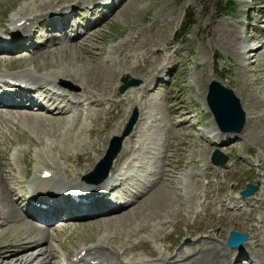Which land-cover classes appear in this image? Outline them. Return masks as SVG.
Wrapping results in <instances>:
<instances>
[{"label":"rangeland","instance_id":"obj_1","mask_svg":"<svg viewBox=\"0 0 264 264\" xmlns=\"http://www.w3.org/2000/svg\"><path fill=\"white\" fill-rule=\"evenodd\" d=\"M68 1L0 0V32L5 25L18 27L9 24L18 12L42 24L43 11L72 13L69 30H74L53 33L35 24L41 27L36 29L41 30L35 32L36 42L50 38L48 44L24 46L27 52L32 47L39 50L26 58L0 55V71H26L35 80L44 76L46 82L38 83L41 88L55 74L76 75L73 82L80 86H72L82 90L84 98L89 95L86 105L94 109H72L62 116L47 110L38 113L50 120L2 116L11 111L0 110V164L10 172L7 182L22 209L18 215L26 216L24 190L40 168L66 174L69 183L74 178L82 181L136 108L139 120L126 137L127 157L122 156L113 173L121 187L111 197H124L125 202L104 199L110 206L135 201L107 216L54 223L48 227L49 240L17 257L27 264H67L75 249L101 240L131 264L145 258L208 264L211 250L223 255L219 264H227L230 254L239 252L225 246L234 230L250 236L238 264H264V0H233L232 13L225 12L231 0H117L109 6L98 4L101 0H76L81 2L74 5ZM50 3L51 8L41 11ZM84 6L92 16H84ZM190 12L195 22L183 32ZM77 26L85 28L84 34ZM85 33L78 39L72 35ZM123 76L141 82L121 94L117 89ZM212 79L240 99L247 119L241 132L222 133L211 124L205 96ZM215 150L229 157L226 165L210 163ZM86 157L92 162L84 169ZM126 163L129 167L123 166ZM65 176L59 180L65 182ZM257 182L260 187L252 200L240 197L247 183ZM4 212L0 204L1 218ZM1 221L0 248L17 243L16 238L27 232L15 218ZM249 247L256 249V258ZM9 253L8 263L19 264L13 248Z\"/></svg>","mask_w":264,"mask_h":264},{"label":"bare ground","instance_id":"obj_2","mask_svg":"<svg viewBox=\"0 0 264 264\" xmlns=\"http://www.w3.org/2000/svg\"><path fill=\"white\" fill-rule=\"evenodd\" d=\"M59 2L60 1H58L57 3H59ZM68 2H73V3H71V5H74V4L80 3L81 1L78 2L76 0H72V1L70 0ZM107 2H108V0L102 2V5L103 6H109V5L113 4V2H111V4H106ZM51 7H52V5L50 3V6L47 5V7L45 9L41 8V11L49 9ZM37 10H39V9H37ZM63 10H65V9H63ZM89 13L91 14L89 16H92V10ZM26 14L27 13L22 14L21 12H18L15 15L13 14L14 16L13 17L11 16V18L9 19V22H10L9 24H11L13 26H18V27L17 28H11L10 26H8L5 29V32H4L5 35H7L6 32H8V34L10 32H12V33L10 34L11 35L10 38L8 40L6 39L5 42L3 40H0V55H6V53H11V54L16 53L17 55H21L22 58L28 57L27 56L28 54L38 55L39 53H37V52L39 50L36 48H33V47L31 48L32 52H27L26 50H22V48L24 46L30 47L31 44H34V42H31V41L35 37L36 29H40L41 27L50 28V26H51L50 29H51V31H53V33L63 32L66 34V32H67L66 29L69 30V28L72 26V24H71L72 23V20H71L72 13H66L65 15H59L57 13L53 14L51 11H48V12L43 11L42 14L39 15V17L44 19V20H41V21H43L42 24H38V22H35L36 21L35 18L30 20V18L27 17L28 15H26ZM46 20H49V21H46ZM35 24H38L41 27H35ZM28 25H30V26H28ZM20 30L21 31L24 30L22 36H18V34H17ZM69 31L73 33L74 30H69ZM25 34H27L28 37H24ZM72 35H73V38L76 37V39H78V38H82V37L86 36V33H85V35H81V34H78V35L72 34ZM62 36H61V39H62ZM49 39L50 38H47V42L46 41H45L46 43L44 42L45 45L48 44ZM59 43H60V45H62V41ZM18 45H20V46L17 47ZM82 48H84V47H82ZM19 50H20V53L17 52ZM6 56H8V55H6ZM9 56H11V55H9ZM28 73L29 72H26V71H23V72L16 71V72H8V73L0 71V110H1V113L3 112L2 110H4V109L11 111L8 113L3 112L2 116L4 114H6V115L9 114L12 118H15L16 115H18V116H21L23 118L30 116L32 118H38V119H39V116H41L42 118H44L46 120H50L52 118H49V116L46 117L45 115H40L38 113H42L44 110H47V112H45V113L56 112L59 116H62V115H66V114L72 112V109L77 110L78 108H80V110L82 112L83 111L88 112L91 109H94V108H92V105H91L90 110H83L82 107H79L80 102L76 103L73 101L74 99L78 100V101H81V100L88 101L87 98L89 97V95H88L87 98H84L82 96V94H80V92L82 90L79 92L77 87L72 86V84L80 86V84L73 82L75 80L74 78L76 75L70 76L71 74L68 75L66 73L55 74V75H53L52 80L47 78L46 80L48 82L44 83V82H46L44 80L46 77L45 78H44V76L38 77L35 80V79H33V77H30L28 75ZM40 81H44L43 85H45V86L39 89V90H42V93L40 96H38L35 94L33 89L35 87L40 86V84H38V83H40ZM14 82L17 84H11ZM77 82H79V81H77ZM21 83H23L24 85L21 86L20 85ZM47 85L58 86L60 88H63V90L65 92L63 95H56V93L52 89H50ZM132 91H133L132 89H129L127 92L130 93ZM92 95H94L93 92H92ZM98 95H100V94H98ZM98 98H100V97H98ZM41 100L47 101V103L52 107V111H49L48 108L44 107V104H41V102H40ZM132 100L134 101L137 99H135V97H134V98H132ZM32 105H34V107H32ZM98 106L101 107V104H98ZM31 109H36V110L33 111ZM14 111H18V112H16L17 114L12 113ZM85 114H87V113H85ZM138 120H139V117H138ZM210 122L215 127L213 120ZM78 136H79V132H78ZM79 138H81V137H79ZM128 146H130V145H129L128 138H126L123 141V151H121L118 154V157H116V159L113 161L112 168L110 170L108 177L100 185H97V187H96V185H91L89 183L84 182V180H82V179H81L82 181H79V180L76 181V178H74L75 180L72 179V181L69 183V178L66 177L65 176L66 174H64V173L60 174V175L65 176V182H62L61 180H59L60 175H59L58 171H54L52 169L49 170L45 167L40 168L41 170L38 172V174L37 175L34 174L30 178V180L28 182V189L31 192L30 196L32 197V199L38 200L39 203H41V204H45V207H39V206H34V205L32 207L30 205H27L25 207V210L23 209V212L25 213L26 216L18 215V212L20 210L22 211V209H20V207H18L16 205V202L13 199L14 189L11 188L7 182V180H8L7 175L10 172L1 163L0 164V204H1L2 208L5 209V212H4V216L2 218L0 217V226L3 225V222L1 220L7 221L10 218H15V219H17V221L20 224H22L21 226H23L24 228L27 229V232H26V234H24V236H19L18 238H16L17 243H8V244L3 245L0 248V258L2 259L1 263L9 264L8 259L11 256V254L9 252L13 248V251L15 253L13 256L17 258L16 261H18L19 264H27L28 261L23 260L20 257H17L18 254H20V253H22L28 249H33L34 246L36 247V246L40 245L42 242L44 244L46 242L45 240H49V238L51 237V234L49 233L50 231H48V227L54 223L57 224L59 221L66 220V219L81 221V219L82 220L86 219L85 215H89V217L93 216V215L95 217L98 214L107 216V215L113 214L119 210H123V208L131 206V204L133 205L135 199H133L131 202L127 203L125 206H124V204H120V205H116V206L115 205L110 206L104 202V199L108 198V195L106 194L107 195L106 196L105 193H103V195H101L102 189H107V188H111V187L115 188L118 185L116 183V181H118V179H116L117 178L116 175L114 177V174H116L114 172H116L115 171L116 167L124 159L122 156L125 155L124 150ZM91 162H92V160L90 159V157H86L84 159V164H85L84 169L87 166H89L91 164ZM131 162L132 161H130V163ZM130 163H126L125 166L129 167ZM68 167H70V166H68ZM38 170L39 169H36L35 171L37 172ZM65 171H66V169H65ZM45 172H48L49 175L43 176V173H45ZM4 173H5V175H4ZM163 173H164V171H163ZM75 174L77 175V173H75ZM75 174L72 173L71 175L75 176ZM163 175H165V173ZM113 188H111V192H112V190H114ZM50 190H59V191H55V192L52 191L53 193L48 192ZM49 193H51V194H49ZM122 193H123V190H122ZM93 196H98V197H93ZM240 197L244 198L242 196H240ZM252 198H254V197L252 196V197L245 198V199L248 202V200L250 201V200H252ZM74 199H78V201L75 202ZM108 219L112 220L114 218L109 217ZM104 220H106V219H104ZM9 226L7 225V228H10ZM37 241H40V242H37ZM35 242H37V243H35ZM110 242H111V240H110ZM249 242H250V240L247 241L242 247H240L238 249L239 250L238 253H236L234 255H233V253H231L230 254L231 257H229L227 264H238L239 262H237V259L244 253L245 249L248 247ZM248 249L253 253V257L256 258V256H255L257 253V251L255 252L256 249L254 247H249ZM46 251H47V249H46ZM211 252H212L211 253L212 255L209 257L208 264H219V262L222 260L223 255L221 254V252H218V250L217 251L211 250ZM39 253L41 255L45 254V253L44 254L42 253V249H39ZM51 256L52 255L50 253H48L47 257L49 258ZM224 257H227V254H224ZM218 258L220 259V261ZM11 259H13V258H11ZM196 259H197V257H194L192 260H196ZM180 260H182V259H180ZM46 261H48V260H46ZM46 261H41L39 264H46ZM131 263L129 260L125 262V260H122L120 258V256L117 257L113 251H111L110 249H108L107 247L104 246V242L101 240L98 242V244H90V245L82 246L78 249H75L74 253L72 254V257L70 258V261H69V264H131ZM179 263L180 262H174V261L171 262L170 260L167 261L166 259L159 260V261H153L152 259L149 260L146 258L139 262V264H179ZM133 264H136V263H133ZM220 264H222V263H220Z\"/></svg>","mask_w":264,"mask_h":264},{"label":"water","instance_id":"obj_3","mask_svg":"<svg viewBox=\"0 0 264 264\" xmlns=\"http://www.w3.org/2000/svg\"><path fill=\"white\" fill-rule=\"evenodd\" d=\"M128 78V76H123L121 78L122 85L118 88L120 93H123L129 87L138 86L141 82L138 79L130 78L128 80ZM205 101L212 114L214 122L221 132L239 133L243 129L246 121V115L242 109L240 99L235 95L233 90L223 86L220 82L213 79L208 84ZM137 116L138 113L135 109L122 134L111 138L104 157L97 163L94 171L84 178L89 179L90 176L98 174L99 176H97L96 182H99L106 177L113 159L122 148L123 139L132 131L133 126L136 123ZM227 161L228 156L218 150H216L211 157V163L214 166H223L227 163ZM258 185V182L256 185L247 184L246 188L242 190L240 194L244 197H250L258 190ZM248 239V233H241L232 230L227 236L226 245L231 249L238 248L241 247Z\"/></svg>","mask_w":264,"mask_h":264},{"label":"trees","instance_id":"obj_4","mask_svg":"<svg viewBox=\"0 0 264 264\" xmlns=\"http://www.w3.org/2000/svg\"><path fill=\"white\" fill-rule=\"evenodd\" d=\"M231 5L225 10V12L229 13V12H233L234 11V1L231 0ZM186 20L183 23V32H186L188 30V28L191 26V24H193L195 21L190 19V17L192 18L191 12L186 14ZM190 16V17H189Z\"/></svg>","mask_w":264,"mask_h":264}]
</instances>
